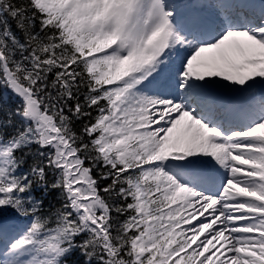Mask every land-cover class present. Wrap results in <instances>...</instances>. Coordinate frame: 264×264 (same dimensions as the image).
<instances>
[{
    "label": "snow or ice",
    "instance_id": "1",
    "mask_svg": "<svg viewBox=\"0 0 264 264\" xmlns=\"http://www.w3.org/2000/svg\"><path fill=\"white\" fill-rule=\"evenodd\" d=\"M0 264H264V0H0Z\"/></svg>",
    "mask_w": 264,
    "mask_h": 264
},
{
    "label": "trees",
    "instance_id": "2",
    "mask_svg": "<svg viewBox=\"0 0 264 264\" xmlns=\"http://www.w3.org/2000/svg\"><path fill=\"white\" fill-rule=\"evenodd\" d=\"M76 127H79V123H77ZM101 183H102V185H103V184L106 183V182H101Z\"/></svg>",
    "mask_w": 264,
    "mask_h": 264
}]
</instances>
